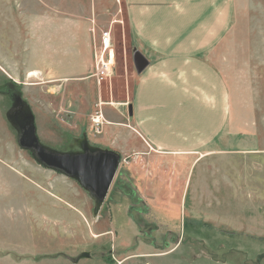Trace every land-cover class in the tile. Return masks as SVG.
Here are the masks:
<instances>
[{"label":"crops","instance_id":"0c3cea01","mask_svg":"<svg viewBox=\"0 0 264 264\" xmlns=\"http://www.w3.org/2000/svg\"><path fill=\"white\" fill-rule=\"evenodd\" d=\"M238 1L0 0V73L23 86L61 89L71 112L82 115L75 122L86 128L73 132L75 139L84 132L89 147L124 160L146 206L139 215L168 232L190 222L264 238V82L238 79L241 60L232 57L244 49L224 47L236 34ZM121 2L135 51L148 61L136 73L127 116L120 103L102 100V83L84 74L100 32L115 26ZM93 104L104 119L96 133L87 122ZM6 135L0 206L6 215L23 217L33 241L47 233L72 239L116 230L114 222H100L105 200L96 210L74 179L31 161ZM128 211L121 230L134 223ZM83 252L88 255L73 264L93 260L85 248L76 253Z\"/></svg>","mask_w":264,"mask_h":264},{"label":"rangeland","instance_id":"374dc122","mask_svg":"<svg viewBox=\"0 0 264 264\" xmlns=\"http://www.w3.org/2000/svg\"><path fill=\"white\" fill-rule=\"evenodd\" d=\"M238 4L236 34L224 47L244 49V55L232 57L241 60V65L236 63L237 78L251 80L253 85H256L255 83L259 81L264 82V0H239ZM243 4L248 5L246 11L241 10ZM117 12L119 17L115 26L111 28V54L114 66L111 75L101 82V97L103 101L109 103H120L117 106L122 108L127 116L129 112L127 105L132 97L136 78L133 64L135 48L129 33L123 2ZM93 72L91 61L84 74L91 77ZM5 77L0 73V143L4 138L9 139L6 133H10L12 137L10 136L9 141H13L15 149L28 155L31 161L35 160L31 151L18 145L17 126L13 121L7 122L5 119L6 113L16 109L23 116L22 123L26 122L24 115L29 113L37 137L41 132L38 130H43L40 142L42 145L54 147L61 153H67L65 152L67 149L81 148L78 140L82 144L85 143L82 137L85 133L81 132V137L77 139L72 133L86 128L81 122H75L76 114L64 103L60 94L61 89L46 87V84L23 86L22 83L12 82ZM262 85L261 90L264 91V83ZM92 91L96 94L95 87ZM98 108L99 106L93 104L89 116ZM89 116L87 122L92 127ZM41 117L42 122L39 121ZM85 119L83 115L81 120ZM94 131L97 132L95 129ZM36 163L39 164L37 161ZM126 167L120 157L116 175L101 210L100 222H114L117 228L114 231L112 229L95 231L94 235L98 236H93L92 232L88 231L74 233L75 238L70 239V233L60 232L47 233L46 239L37 235L33 241L26 231L23 217L6 215L5 209L0 206V264H73L72 259L86 253H76L82 248L89 251L93 259L90 262L84 261L85 264H119V261L121 264H264V238H254L242 232L221 231L207 224L190 222H186L184 226L182 224V230L168 232L164 227H159L151 216L139 215L133 210L139 224L134 221L133 225L130 224L121 230L119 225H124L123 218L128 221L124 211H127L128 206L130 209V201L115 188V185L117 180L121 184L131 185ZM2 203L3 201H0V205ZM127 214L129 216V211ZM39 241L43 243L42 247L38 246ZM139 246L142 250L137 251Z\"/></svg>","mask_w":264,"mask_h":264},{"label":"water","instance_id":"95a60500","mask_svg":"<svg viewBox=\"0 0 264 264\" xmlns=\"http://www.w3.org/2000/svg\"><path fill=\"white\" fill-rule=\"evenodd\" d=\"M133 64L136 73H140L147 66L148 61L135 51ZM21 117L23 116L16 109L7 113L8 121H13L18 128V145L31 151L34 159L43 167L77 181L89 193L97 210L113 183L120 163V155L109 149L91 148L87 143L81 144V150L76 152L54 151L40 143L29 113L24 115L25 123H22Z\"/></svg>","mask_w":264,"mask_h":264},{"label":"built area","instance_id":"2783aa9c","mask_svg":"<svg viewBox=\"0 0 264 264\" xmlns=\"http://www.w3.org/2000/svg\"><path fill=\"white\" fill-rule=\"evenodd\" d=\"M111 30H103L100 32L99 38L93 53V68L94 72L91 77L97 85L111 75L114 66V61L111 54ZM92 127L99 132L103 123V116L100 109L89 116Z\"/></svg>","mask_w":264,"mask_h":264},{"label":"trees","instance_id":"16d2710c","mask_svg":"<svg viewBox=\"0 0 264 264\" xmlns=\"http://www.w3.org/2000/svg\"><path fill=\"white\" fill-rule=\"evenodd\" d=\"M129 184L128 183L121 184L117 180V184L115 185V188H117V190L121 191L125 196L128 197V199L130 201L129 217L131 219H133V221H135V223L138 225L139 221L135 217V215L133 214V211H136L137 214L145 213L146 207L142 203L140 197L137 195V193L135 192L133 187L131 185H129ZM87 255H88V253H83V254L80 255V257H84V256H87Z\"/></svg>","mask_w":264,"mask_h":264},{"label":"bare ground","instance_id":"6f19581e","mask_svg":"<svg viewBox=\"0 0 264 264\" xmlns=\"http://www.w3.org/2000/svg\"><path fill=\"white\" fill-rule=\"evenodd\" d=\"M33 77H36V75H38V72H31L30 73Z\"/></svg>","mask_w":264,"mask_h":264}]
</instances>
